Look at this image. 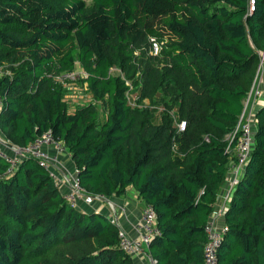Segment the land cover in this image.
<instances>
[{"label":"trees","instance_id":"1","mask_svg":"<svg viewBox=\"0 0 264 264\" xmlns=\"http://www.w3.org/2000/svg\"><path fill=\"white\" fill-rule=\"evenodd\" d=\"M61 1L0 0V131L19 147L52 132L91 195L132 187L154 209L156 264H204L227 138L264 68V0L252 13L250 0ZM77 66L91 100L72 109L58 78ZM256 124L220 264H264V106ZM9 168L0 156V264H137L111 220L73 207L36 160L2 178Z\"/></svg>","mask_w":264,"mask_h":264},{"label":"built area","instance_id":"2","mask_svg":"<svg viewBox=\"0 0 264 264\" xmlns=\"http://www.w3.org/2000/svg\"><path fill=\"white\" fill-rule=\"evenodd\" d=\"M255 10V0H250V13ZM161 51L157 43H153V53L158 55ZM264 60V56H263ZM260 65L258 70L259 80L264 75V68ZM73 75V76H72ZM75 79L74 74L65 75L58 79L65 85L66 79ZM261 95L259 86L254 85L248 99L245 102V109L239 118L238 124L234 131L228 135L230 146L227 152L233 157V162L230 169L231 177L226 182L224 191L218 195V200L222 202L218 210L213 211L210 221L206 226L207 241L204 247V264H220L219 251L225 239L229 228L227 225L222 227L217 224V216L219 213H226L228 208L226 204L231 202L235 190L246 173L250 157L254 150L255 134H256V113L254 109H249L251 99L258 98ZM1 105V100H0ZM186 122H181L178 127L181 132L186 130ZM52 149L55 153L52 156L49 150ZM62 155H69L63 142L56 140L52 132H47L38 138L35 142L27 147H19L13 145L0 131V156L9 164L10 168L5 176L10 177L21 164L22 161L32 158L36 160L39 166L49 172L50 176L55 181L59 189H68L64 193L65 199L73 206L80 207L82 203L86 206L94 207L96 204H110V220L118 228L120 248L132 258H149L152 264L156 262L150 257L148 248L154 238L160 235L157 226V215L151 206H145L142 217L137 230L139 237L133 238L119 224L117 217L113 214L115 211L110 200L104 196L91 195L82 185L79 180V170L75 167L72 172H67L60 160ZM1 177V176H0Z\"/></svg>","mask_w":264,"mask_h":264},{"label":"crops","instance_id":"3","mask_svg":"<svg viewBox=\"0 0 264 264\" xmlns=\"http://www.w3.org/2000/svg\"><path fill=\"white\" fill-rule=\"evenodd\" d=\"M257 86H259V88L261 89V95L258 96V98L253 97L251 99V103L249 106L250 110L252 108L254 109V113L257 112V109L264 106V75L262 76L261 80L258 81ZM255 129L257 130V127ZM49 152L52 156L55 155V153L52 149H50ZM60 160L64 166V169L67 172H72L75 169V167H76L75 163L73 162L71 157H69L68 155H62L60 157ZM230 177H231V174H230V170H229V173L227 175V179H226L224 185L222 186V188L220 189L219 195L224 191V189L226 187V182H227V180H229ZM65 188L66 187H64V189H63V193L68 192V189H65ZM109 200H110V202H113V204L115 205V211H113V214L117 217L120 226L128 234H130V236H132L133 238L139 237L140 234L137 230V226L139 225V223L141 221L142 212H143L146 205L144 204V202H142L140 200L137 192L132 187H129L127 189L126 195L123 196L122 198L112 197V198H109ZM220 205H222V202H220L217 198V202L214 205V211L218 210V212H219V209L221 208ZM101 206L102 207H99V208L97 206H94L93 208L90 207V210L92 212H94V211L102 212V213L107 215L109 208L107 207V205H101ZM103 207L106 210L107 209L108 210L105 211V209H103ZM226 207L229 209L230 202L226 204ZM226 213H219V215L217 216L216 219H217L218 226L222 227V226L226 225ZM107 216H109V215H107ZM136 262H137V264H144L143 261L138 260V259L136 260Z\"/></svg>","mask_w":264,"mask_h":264},{"label":"rangeland","instance_id":"4","mask_svg":"<svg viewBox=\"0 0 264 264\" xmlns=\"http://www.w3.org/2000/svg\"><path fill=\"white\" fill-rule=\"evenodd\" d=\"M62 1L61 0H53V5L56 6L58 4H60ZM89 3V2H88ZM64 4L65 3V0H64ZM10 72V71H9ZM115 72H117V70H115ZM74 74V78L75 79H69L67 78L66 81H65V87L68 91V102L71 106V108L73 109V107H81L83 106L84 104H86L87 102H90V98L84 93V89L83 87L80 85L79 81L78 83L76 84V81L77 79L82 76V70L79 66H77V69H76V72L73 73ZM84 75V74H83ZM73 76V75H72ZM13 144V143H12ZM14 145V144H13ZM63 192V191H62ZM109 200V199H108ZM105 204H107V207L110 209V204H108L107 202H105ZM111 205L114 207L115 209V205L113 204V202H111ZM95 206H97L98 208L99 207H102L100 204H96ZM80 207L84 208V206L81 204ZM103 209H105L103 207ZM105 211H107L105 209ZM111 212V211H110ZM92 245H95V242H93ZM91 246H85L84 248V245L83 246H79L75 249H72L71 251H69L68 253H78L76 254L75 256L76 257H79L81 255L84 254L85 251H87ZM141 260L143 261V263L145 264H152L150 259L149 258H140V257H137L135 258V260Z\"/></svg>","mask_w":264,"mask_h":264},{"label":"water","instance_id":"5","mask_svg":"<svg viewBox=\"0 0 264 264\" xmlns=\"http://www.w3.org/2000/svg\"><path fill=\"white\" fill-rule=\"evenodd\" d=\"M82 205L84 206V209L86 210V211H88V212H92L91 210H90V207L89 206H86L84 203H82ZM106 215V214H105ZM107 215H108V213H107ZM106 215V216H107Z\"/></svg>","mask_w":264,"mask_h":264},{"label":"clouds","instance_id":"6","mask_svg":"<svg viewBox=\"0 0 264 264\" xmlns=\"http://www.w3.org/2000/svg\"><path fill=\"white\" fill-rule=\"evenodd\" d=\"M109 199V198H108ZM91 208H93V207H91ZM108 210V209H107ZM102 213V212H101ZM110 210H108V215L110 216ZM109 216H107L108 218H109ZM110 219V218H109Z\"/></svg>","mask_w":264,"mask_h":264}]
</instances>
